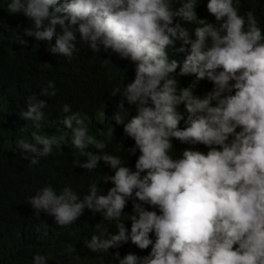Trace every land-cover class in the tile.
Instances as JSON below:
<instances>
[{"label": "clouds", "instance_id": "obj_1", "mask_svg": "<svg viewBox=\"0 0 264 264\" xmlns=\"http://www.w3.org/2000/svg\"><path fill=\"white\" fill-rule=\"evenodd\" d=\"M239 5L208 0L211 23L198 17V0H8L10 15L32 21L25 35L46 42L51 54L71 62L82 49L103 50L134 65V79L111 92L120 97L113 119L135 142L127 151L139 152L134 170L104 152L107 145L89 134L68 104V131H32V142L16 140L31 165L66 142L87 157L80 167L93 171L103 161L114 172L103 177L114 185L106 195L99 182L82 198L71 186L40 188L27 198L37 217L44 212L66 227L88 209L103 221H117L116 233L103 221L96 225L98 234L85 241L95 253L129 241L140 250L151 246L143 257L117 252L119 264H264V29L254 10L241 15ZM169 49L185 54L182 66L169 59ZM178 76L194 79L181 87ZM202 80L213 85L203 95L196 92ZM40 95L55 96V82ZM126 103L136 115L124 123ZM46 104L29 95L20 114L39 127ZM107 135L113 136L111 129ZM174 139L191 147L173 156ZM89 146L99 153L86 151ZM129 201L130 216L124 213ZM128 219L130 231L122 222ZM47 258L37 253L33 264Z\"/></svg>", "mask_w": 264, "mask_h": 264}, {"label": "trees", "instance_id": "obj_2", "mask_svg": "<svg viewBox=\"0 0 264 264\" xmlns=\"http://www.w3.org/2000/svg\"><path fill=\"white\" fill-rule=\"evenodd\" d=\"M7 2L0 0V264H33L37 253L48 257L46 264H119L117 252L121 257L129 253L140 257L148 255L151 246L140 250L131 241L108 252L95 253L88 249L85 241L98 234L96 225L103 221L99 213L93 215L85 209L76 222L61 227L54 217L44 212L37 217L27 203L29 196L48 185L57 191L71 186L81 198L93 182H99L98 187L104 195L114 186L103 181L106 174L114 175L103 161L93 171L80 167L87 157L72 150L66 142L54 145L53 153L42 157L37 165H31L30 160L24 159L16 149L18 138L32 142V131L56 136L68 131L63 123V117L67 115L63 112L65 104L71 106L72 112L80 113L90 135L107 145L104 152L121 156L126 166L134 170L139 152L130 155L127 151L135 142L125 137L124 125L113 119L120 97H113L111 92L122 81L131 82L135 73L134 65L129 61L103 50L95 53L91 49H82L74 54L71 62L63 56L51 54L47 51L46 42L25 35V29L31 26L32 21L22 13L10 15L5 8ZM207 3L208 0H198V17L215 23V17L207 10ZM249 10H254L259 26L264 29V0H240L239 14L245 15ZM57 30H60L59 26ZM15 36L26 43L21 44ZM179 46L177 43L176 47ZM169 59H175L182 66L185 54L169 49ZM177 79L181 87H187L194 77L178 76ZM49 81L55 82L56 95H40ZM212 87L211 82L202 80L196 92L203 95ZM29 95H36L47 103L45 119L39 122V127L20 114V109L26 110L25 100ZM125 108L128 110L122 116L127 123L136 115V110L135 106L129 107L127 103ZM180 110L183 111V105ZM109 129L113 136L107 135ZM188 147L191 146L174 139L171 154L179 156ZM198 147L206 150L203 145ZM86 151L99 153L94 146H89ZM149 210L152 209L149 207ZM124 213L134 214L131 201ZM122 222L130 231L132 221ZM116 223L103 221V225L113 233L118 232ZM44 226H47V235H44ZM150 236L154 239L153 234Z\"/></svg>", "mask_w": 264, "mask_h": 264}]
</instances>
